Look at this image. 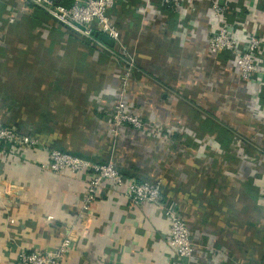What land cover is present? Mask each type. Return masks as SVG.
<instances>
[{"label":"crops","instance_id":"crops-1","mask_svg":"<svg viewBox=\"0 0 264 264\" xmlns=\"http://www.w3.org/2000/svg\"><path fill=\"white\" fill-rule=\"evenodd\" d=\"M183 2L184 20L161 0H121L113 11L136 57L134 89L154 105L136 99L135 106L144 121L158 120L149 126L157 138L124 126L108 141L114 95L101 80L119 74L124 57L95 34L104 45L60 29L23 0H0V78L9 83L0 89V116L50 148L111 161L138 181L161 180L164 206L174 204L192 228L198 254L189 264H264V88L260 96L239 81L234 54L209 51L211 0ZM248 5L264 13V4ZM255 30L262 34L258 24ZM9 77L19 80L10 85ZM15 100L33 107L32 117ZM7 156L0 160V264H17L22 248H53L70 233L74 253L61 264H184L169 245L165 210L132 207L125 189L109 184L83 215L88 176L43 169L45 150ZM3 181L12 193L4 198ZM191 195L197 201L188 202Z\"/></svg>","mask_w":264,"mask_h":264},{"label":"built area","instance_id":"built-area-1","mask_svg":"<svg viewBox=\"0 0 264 264\" xmlns=\"http://www.w3.org/2000/svg\"><path fill=\"white\" fill-rule=\"evenodd\" d=\"M23 1L25 6L31 4L42 8L57 25L65 26L96 41V45L103 43L97 41L93 33L106 34L115 41L116 53L121 56L123 54L129 59V67H133L136 63L134 53H129L124 45L121 28L113 14L121 0H71L69 4L67 0ZM161 1L163 5L176 13L180 20H184L186 10L183 0ZM256 1L257 5L264 4V0ZM248 2L249 0H225L224 2L211 0L208 11L206 10L207 46L212 54L227 51L234 54L241 80L251 83L253 88H258L257 93L261 96L262 88H264V24L261 19L264 18V13L259 10L256 13L250 12ZM17 15L18 13L9 15V23H14ZM256 24L262 30V34L255 30ZM122 94L123 91L120 89L118 95L113 96V110L110 118V133L117 137L125 125L137 131L146 128V121L127 111L126 102L119 97ZM26 149H33L35 153L40 150L46 151V159L40 161L43 169L55 174L70 172L89 177V186L82 205L83 215L91 209V204L105 185L110 184V187L115 189L124 188L128 205L135 207L149 203L165 210V217L170 225L169 245L178 260L189 264L197 257V245L193 239L192 228L186 224L181 212L174 204L168 206L163 204L164 184L161 180L138 181L124 176L111 161L94 162L85 156L63 149L50 148L40 138L23 134L15 126L5 123L0 116V160H4L7 155L16 156L19 151ZM1 191L2 198L12 195L4 181ZM49 217L52 218V216ZM10 223L15 224L16 220L11 218ZM75 238L74 234L70 233L53 248H22L17 264H61L74 253Z\"/></svg>","mask_w":264,"mask_h":264},{"label":"rangeland","instance_id":"rangeland-1","mask_svg":"<svg viewBox=\"0 0 264 264\" xmlns=\"http://www.w3.org/2000/svg\"><path fill=\"white\" fill-rule=\"evenodd\" d=\"M57 26H62V25H57ZM60 29H63V26H62V28H60ZM64 29H65V27H64ZM68 29V28H67ZM37 30H45V25L43 26V25H40V26H37ZM56 30V29H55ZM70 30V29H69ZM28 31V30H27ZM64 31H66V30H64ZM28 32H32V31H28ZM33 32H36V28L35 29H33ZM89 41H90V43H93V45H95L96 44V41H93V40H91V39H89V38H87ZM89 43V42H88ZM118 56H120V57H124V55L122 54V56L121 55H119L118 54ZM128 61H129V59L125 56L124 58H122L121 59V62H122V65H121V68H120V72H119V74L118 73H116V74H114L113 76H112V78H111V76H109V75H106V81H105V79H103V80H101V83H103L105 86H106V96L107 95H118V93H119V90L121 89V91H123V94L122 95H119V97L121 98V99H123L125 102H126V109H127V111L128 112H131V113H133V114H135V115H137L138 117H140V118H143L142 117V115H141V113L140 112H138V110H137V107L135 106V104H136V99H139L140 101H143L144 103H143V105L145 106V107H148V108H152V107H154V105H151L150 103H149V99H147V97L145 98V94H141V93H139V94H141V95H139L137 92H136V88L134 89V87L136 86V83L138 82V80H140V78H138V75H139V69H138V67H137V62L133 65V67H129L128 65ZM138 74V75H137ZM240 76V75H239ZM113 77H116L115 78V82H114V79H113ZM240 78V77H239ZM15 79V80H14ZM142 79V78H141ZM8 79H6V81H5V78H0V81L1 82H3V83H1L0 84V89H2V88H6L7 86H9V83H8V81H7ZM17 80H19L18 78L16 79V78H11V77H9V82H13V83H10V85H12V84H14V82L15 83H17ZM239 81H241V83L243 84H245V83H247V82H243L242 80H241V78H240V80ZM113 84V87L115 88L114 89V93H112V91L113 90H111V92H110V89L111 88H108V86H110V85H112ZM14 86V85H13ZM244 88V87H243ZM23 89L21 88V86L19 87H15V89H12V91H13V93L16 95V97L15 98H17V99H19V97L17 96V95H20V97H21V91H22ZM103 90V89H102ZM102 90H100L99 92H96V93H94L93 95L94 96H97V97H99V96H102L103 95V92H102ZM137 94H136V93ZM174 92H172L171 93V95H174L175 96V94H173ZM135 94H136V96H135ZM135 96V97H134ZM142 96V97H141ZM97 97H95V98H97ZM176 97V96H175ZM21 99V98H20ZM159 98H157V100H158ZM182 99V98H181ZM21 100H23V99H21ZM156 100V101H157ZM14 102H16L17 104H15V106L16 107H23V105H22V103L20 102H18V101H14ZM108 105V104H107ZM34 106V105H33ZM25 107V108H24ZM23 108H22V111L23 110H26V112L25 113H28L27 115H29L30 117H32V115H30L31 113L29 112V110H31V112L33 113V107H32V109L28 106V105H25ZM241 113H243V111L241 110ZM246 116V115H245ZM157 119L155 120H150L149 118L146 120V122H145V125H146V128L145 129H143L142 131H139L138 130V132H140V134L143 136H148V140H149V138L151 139V138H157L156 136L158 135V130H156V129H154V128H150L149 126L151 125H154L155 123H157ZM126 126V125H125ZM127 127V126H126ZM156 128V127H155ZM146 129H148V131H146L145 132V130ZM111 133H109L108 135H109V138H108V141H110V142H113V143H115L114 141H116L117 139H118V137H117V135H113L112 136V134L110 135ZM110 139V140H109ZM242 145V144H241ZM182 162V161H181ZM166 163L165 162H162V167H164L163 165H165ZM176 172H177V170H175ZM193 176V174H190L189 175V178H191V179H193L194 177H192ZM188 179V178H187ZM194 194H195V191H194ZM193 194V195H194ZM189 194H187V196H188ZM193 195H191L188 199H187V201L188 202H193V201H197V200H195L192 196ZM204 197V196H203ZM202 197V198H203ZM200 217H202V214L200 215ZM246 219H247V217H246ZM255 221H253L252 223H254ZM247 226H251V229H253V227H254V225H247ZM250 229V228H249ZM249 248H250V246H248ZM235 252H237V251H235Z\"/></svg>","mask_w":264,"mask_h":264},{"label":"trees","instance_id":"trees-1","mask_svg":"<svg viewBox=\"0 0 264 264\" xmlns=\"http://www.w3.org/2000/svg\"><path fill=\"white\" fill-rule=\"evenodd\" d=\"M27 7L28 8H34L35 7V9H38L39 7H37V6H34V5H31V4H29V5H27ZM40 10H42L41 8H39ZM44 13H45V11L44 10H42ZM37 12V11H36ZM46 14V13H45ZM119 25V24H118ZM120 27H121V25H119ZM88 42L90 43V41L88 40ZM93 44V43H92ZM230 143H231V141L230 142H224V145L225 146H230ZM64 150V149H63ZM66 151V150H65ZM80 156V155H79ZM117 168L121 171V173L125 176V175H127V173L125 172H123L118 166H117ZM128 176V175H127ZM129 177V176H128ZM252 209V208H251ZM253 211L255 212V213H258L259 212V210H258V208L257 207H253Z\"/></svg>","mask_w":264,"mask_h":264},{"label":"water","instance_id":"water-1","mask_svg":"<svg viewBox=\"0 0 264 264\" xmlns=\"http://www.w3.org/2000/svg\"><path fill=\"white\" fill-rule=\"evenodd\" d=\"M93 34H95V36H97L103 42H106L110 46H114L115 41L113 39H111L109 36H107L106 34L101 33V32L100 33H93Z\"/></svg>","mask_w":264,"mask_h":264}]
</instances>
